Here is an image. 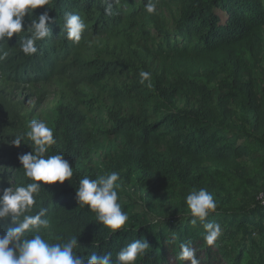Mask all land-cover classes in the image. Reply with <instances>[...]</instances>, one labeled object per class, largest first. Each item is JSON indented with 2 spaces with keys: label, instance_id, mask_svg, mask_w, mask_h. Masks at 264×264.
Masks as SVG:
<instances>
[{
  "label": "trees",
  "instance_id": "1",
  "mask_svg": "<svg viewBox=\"0 0 264 264\" xmlns=\"http://www.w3.org/2000/svg\"><path fill=\"white\" fill-rule=\"evenodd\" d=\"M147 2L50 0L48 5L38 7L33 13L37 21L42 14L49 16L50 34L36 42L38 51L25 55L21 50V43L30 35L26 31L31 24V17L28 16L25 17V31L19 36L14 34L5 49H8L11 62L14 63L12 67L17 72L36 76L41 70L66 73L77 81L99 84L115 74L121 68L118 63L122 62L89 59L87 55L90 50L96 52L99 49L98 43L103 36L128 37L132 40L137 34L127 32L138 30L140 36L135 41L151 43V51L158 58L163 71H173L174 68L188 65L201 66L208 81L212 82L218 77L221 65L230 66L233 85L228 93L220 90L218 98L221 114L214 110L207 87L197 85L196 80H189L182 73L178 77L174 75L173 81H162L157 76L152 88L136 90L138 85L133 86V94L128 93L122 97H130L132 103H140L139 112L127 117L116 113L110 115L115 124L113 130L122 141L116 164L136 174L138 178H156L166 188L176 189L181 187V183L193 182L196 175L207 185L216 188L218 184L211 166L239 171L244 167L241 160L247 154L245 144L238 142L243 134L227 124L232 117L229 104L238 90L244 89L247 92L255 112L256 126L261 128L264 120V111L261 109L264 101L260 98L252 69L243 56L245 49L253 54L261 51L264 0H154L156 12L153 14L145 10ZM170 2L179 6V16L174 19L173 27L167 28L161 18V9ZM68 12L78 14L86 24L79 42L67 39L63 29L65 13ZM147 23L154 25L153 34ZM43 67L48 69L43 70ZM244 77H248L249 81L245 82ZM183 96H190L194 100L193 105L179 107L176 100ZM221 115L224 118L223 124L219 123ZM85 125L86 119L77 108L64 105L57 107L52 122L56 142L50 146L46 155L62 154L73 167V176L63 183L44 185L37 197L32 214L40 207L48 209L46 218L50 220V226L43 233L45 238L56 243L77 236V254L86 256L93 252L100 255L111 253L113 260L132 241L147 240L149 248L144 256L137 258L135 264H190V261L179 259L181 245L189 244L195 250L199 264H223L217 240L212 245L206 242V231L199 220L193 225L192 216L180 214L172 228L151 217L153 207L144 205V209L138 208L139 203L128 196L122 186L118 190V203L129 219L115 233L98 223L96 213L87 205L79 204L77 188L80 179L84 176L92 179L99 176L98 171L85 165V160L98 143ZM28 130L17 113L2 100L0 189L10 187L11 184L15 187L18 183L31 182L24 177L19 156L32 152L33 146L26 137L19 146L12 143L16 136ZM178 191L181 192V189ZM221 216V212H212L207 220L217 222ZM248 218L244 220L243 216H239L230 220V224L237 226L242 222L257 223L255 219ZM7 226L16 225L9 221ZM6 227L0 229V233L6 231ZM31 235L28 234L29 238ZM244 254L245 251H240L233 264H246Z\"/></svg>",
  "mask_w": 264,
  "mask_h": 264
},
{
  "label": "rangeland",
  "instance_id": "2",
  "mask_svg": "<svg viewBox=\"0 0 264 264\" xmlns=\"http://www.w3.org/2000/svg\"><path fill=\"white\" fill-rule=\"evenodd\" d=\"M178 16L179 6L175 3L170 2L161 9V18L167 28L173 27L174 19ZM147 26L153 34L154 25L147 23ZM127 33L137 36L132 40L128 37L103 36L98 43L99 49L96 52L91 49L87 55L89 59L98 58L109 62L120 60L123 64L119 62L121 68L99 84L80 82L66 73H51L52 71L48 73L41 70L36 76L17 72V69L12 67L14 63L11 62L8 53L5 59L0 60V102L5 101L6 105L17 113L27 129L32 119L42 120L52 129L53 118L59 105L77 108L86 119V130L93 133L98 141L93 153L85 160L86 166L98 171L99 175L118 172L122 188L128 196L139 203L138 208L144 209V205L153 207L151 217L169 224L172 228L180 214L191 216L185 202L186 196L191 191L206 189L217 203L214 212L222 214L217 220L221 226L217 246L223 256V264H233L240 251H245L246 264H264V204L258 199V194L264 189V120L261 128L256 126L255 112L244 89L238 90L237 95L230 101L232 117L227 122L243 134L238 138V142L247 147V154L241 160L244 167L236 171L211 166L218 184L216 188L207 185L199 175L193 178V182L181 183V187L176 189L166 188L164 183L156 178H138L136 174H131L126 168L116 164L122 141L113 130L115 124L113 116L110 115L116 113L121 117H127L139 112L140 103L135 101L132 103L129 101L132 98L122 97L128 93L133 94V86L138 85L136 90H141L142 87L152 88L157 76L162 81H173L174 75L178 77L184 73L189 80H196L197 85L207 87L214 110L221 114L218 98L220 90L228 93L230 86L233 85L230 66L226 65L220 66L219 75L212 82L208 81L201 66L188 65L174 68L173 71L168 69L163 71L158 58L151 51V43L142 44L135 41L136 37L140 36L138 30ZM8 42L9 40L0 42V48L8 51L5 49ZM243 52L244 59L252 69L253 79L257 82L260 98L264 101V37L261 51L253 54L245 49ZM142 70L151 73V87L147 86V81L144 84L140 83L139 73ZM243 80L249 81L248 77H244ZM114 87L118 89L114 90ZM198 91L204 92L200 89ZM193 101L190 96H183L177 98L176 103L181 107L193 105ZM261 109L264 111V106ZM223 121L221 115L219 123L223 124ZM180 189L181 192L178 191ZM239 216H243L244 220L250 216L257 223L242 222L232 226L230 220Z\"/></svg>",
  "mask_w": 264,
  "mask_h": 264
},
{
  "label": "clouds",
  "instance_id": "3",
  "mask_svg": "<svg viewBox=\"0 0 264 264\" xmlns=\"http://www.w3.org/2000/svg\"><path fill=\"white\" fill-rule=\"evenodd\" d=\"M50 0H0V42L9 40L14 34L25 31V17H31V24L27 27L30 33L21 43V50L25 55L35 54L38 49L36 42L48 37L49 16L42 14L38 21L33 18L34 10L48 5ZM105 3L108 0H104ZM145 10L153 14L156 12L154 0H148ZM107 11V10H106ZM86 24L75 13H65L63 29L67 39L79 42ZM8 52L0 48V60L7 57ZM140 83L151 87V73L140 71ZM26 133L16 136L15 146L27 138L33 146V151L20 155L19 161L24 170L27 183H18L15 187L0 189V229L7 226L6 231L0 233V264H135L138 257L145 255L149 248L147 240L136 239L123 247L115 260L111 253L104 255L96 252L90 255L77 254L78 237L72 236L62 242L53 243L43 234L50 226L46 218L47 208L40 207L34 212L41 189L44 185L63 183L71 180L73 167L62 154L46 155L50 146L56 141L53 130L42 120L32 119ZM120 174L116 171L99 175L92 179L84 176L79 181L77 199L79 204L87 205L96 213L98 223L105 225L115 233L126 225L129 217L122 211L118 203V190L121 188ZM2 182V178H0ZM43 182V184L41 183ZM190 209L193 225L197 220L203 225L205 240L209 245L221 236V226L207 217L215 211L217 203L211 193L201 188L191 191L185 200ZM32 233L29 238L28 234ZM179 259L190 261V264H199L195 250L189 244L181 245Z\"/></svg>",
  "mask_w": 264,
  "mask_h": 264
},
{
  "label": "built area",
  "instance_id": "4",
  "mask_svg": "<svg viewBox=\"0 0 264 264\" xmlns=\"http://www.w3.org/2000/svg\"><path fill=\"white\" fill-rule=\"evenodd\" d=\"M258 199L264 204V189L258 194Z\"/></svg>",
  "mask_w": 264,
  "mask_h": 264
}]
</instances>
